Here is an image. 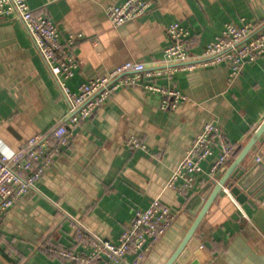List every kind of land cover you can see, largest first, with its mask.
I'll return each instance as SVG.
<instances>
[{
	"label": "crops",
	"instance_id": "obj_1",
	"mask_svg": "<svg viewBox=\"0 0 264 264\" xmlns=\"http://www.w3.org/2000/svg\"><path fill=\"white\" fill-rule=\"evenodd\" d=\"M124 1L27 0L35 14L57 24L63 40L82 34L71 46L77 62L66 82L71 90L122 62L161 60L169 43L166 27L172 22L189 31L195 42L190 55L197 56L226 22L264 21V0H151L144 15L114 26L106 8ZM228 72V65L221 63L157 78L156 84L184 94L175 110H161L160 94L141 86L115 92L72 129L67 145L33 190L0 213V264H66L48 249H76V226L115 241L134 211L147 208L155 198L176 216L140 264H164L210 191L200 194L201 189L217 181L203 161L193 190L179 194L166 186L195 136L205 123L215 122L239 150L264 120V55L244 64L233 80ZM66 110L22 23L1 21L0 152H16L28 138L54 126ZM129 136L139 138L145 149L127 147ZM260 144L249 152L244 166L257 161ZM229 198L236 210L226 216L214 205L196 230L199 255L186 250L177 264H264V191L243 204ZM132 259L127 257L128 262Z\"/></svg>",
	"mask_w": 264,
	"mask_h": 264
},
{
	"label": "built area",
	"instance_id": "obj_2",
	"mask_svg": "<svg viewBox=\"0 0 264 264\" xmlns=\"http://www.w3.org/2000/svg\"><path fill=\"white\" fill-rule=\"evenodd\" d=\"M150 7L151 0H125L108 6L106 13L110 23L118 26L144 15ZM4 20L22 23L67 103V110L54 126L28 138L16 152H0V213L33 190L35 183L67 145L72 129L91 117L115 92L130 86H141L146 91L160 94L161 110H175L185 100L184 94L156 84L157 78L168 76L176 70L226 63L228 79L233 80L244 64L264 55V21L226 22L220 34L206 44L197 56L190 55V49L195 44L191 34L175 21L166 27L169 43L163 50L161 60L150 63L135 60L122 62L107 74L81 83L73 91L66 83L77 67L71 46L75 40L82 38V34H72L63 40L57 24L46 15L35 14L27 0H0V22ZM55 141L56 144L52 145ZM125 143L132 149H145L136 136L127 137ZM235 149L215 122L205 123L174 168L166 186L179 194H187L196 184V175L201 172L203 161L209 163L212 176L225 167ZM175 216L176 213L169 206L155 198L147 208L134 211L129 225L115 241L103 239L76 226L73 236L76 249L51 247L48 250L66 264H140ZM129 255L133 256L131 262L127 261Z\"/></svg>",
	"mask_w": 264,
	"mask_h": 264
},
{
	"label": "water",
	"instance_id": "obj_3",
	"mask_svg": "<svg viewBox=\"0 0 264 264\" xmlns=\"http://www.w3.org/2000/svg\"><path fill=\"white\" fill-rule=\"evenodd\" d=\"M259 141L261 144L256 152L257 161L250 167L244 166L243 163L247 155ZM215 178H217L216 182L210 181L201 189L200 194L207 192L209 189L210 191L203 197L204 200L193 212L194 219L190 227L164 264H177L186 250L197 256L199 255L201 242L196 238V230L214 205L222 209L224 215L227 216L236 210V206L230 201L229 195L234 198L237 204H243L248 196L256 197L264 191V120L240 148L237 156L227 169L223 172H216ZM224 202H229L230 207H225Z\"/></svg>",
	"mask_w": 264,
	"mask_h": 264
},
{
	"label": "trees",
	"instance_id": "obj_4",
	"mask_svg": "<svg viewBox=\"0 0 264 264\" xmlns=\"http://www.w3.org/2000/svg\"><path fill=\"white\" fill-rule=\"evenodd\" d=\"M239 150H240V148H239ZM239 150H236V149H235V152H234V153L239 152Z\"/></svg>",
	"mask_w": 264,
	"mask_h": 264
}]
</instances>
